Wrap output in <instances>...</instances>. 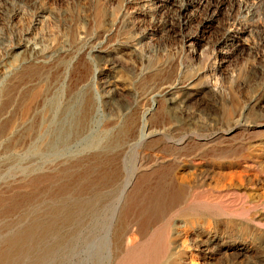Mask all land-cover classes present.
Returning <instances> with one entry per match:
<instances>
[{"label":"rangeland","instance_id":"374dc122","mask_svg":"<svg viewBox=\"0 0 264 264\" xmlns=\"http://www.w3.org/2000/svg\"><path fill=\"white\" fill-rule=\"evenodd\" d=\"M113 89L108 99L105 94ZM54 92L59 108L50 112ZM118 98L121 108L113 110L112 100ZM82 117L88 130L80 139L72 138L66 156L46 160L30 151L47 141L59 120L79 126ZM128 122L135 125L136 135L145 133V142L129 147L109 137L103 142L114 141V152L103 158L90 148L104 129ZM263 125L264 0H0V259L16 248L22 233L29 237L28 246L34 244L31 233L38 210H43L44 221L47 211L56 222L78 217L77 229L60 232L97 231L108 223L113 205V172L124 178L133 166L134 174L143 176L151 170L148 156L160 164L167 158L164 164L177 168V156L161 152L175 151V142L193 135L204 136L207 150L217 154L236 147L239 140L232 136L249 143L248 152L262 153ZM187 146L192 148L191 143ZM213 158L193 161L197 168L191 169V178L202 184L199 195L227 199L223 185H214L221 177L228 180L221 170L227 160ZM252 165L245 166L250 175L258 172ZM100 178L105 197L99 212L94 191ZM51 237L45 244H56V235Z\"/></svg>","mask_w":264,"mask_h":264},{"label":"bare ground","instance_id":"6f19581e","mask_svg":"<svg viewBox=\"0 0 264 264\" xmlns=\"http://www.w3.org/2000/svg\"><path fill=\"white\" fill-rule=\"evenodd\" d=\"M32 52H34V50H32ZM113 92H116V91L114 89L112 91H108L105 94L106 97L108 99H111ZM58 99H59L58 95L54 92V95L51 98V103L49 107L50 112H53L56 110L58 111L59 102H60ZM121 104L122 103L119 98L113 99L112 100L113 110L118 107H119L118 109H120ZM68 108H70V106ZM89 108H90V105H89ZM103 110L104 109L102 108L99 109V111L105 112ZM124 110H125V107H124ZM88 113L89 112H87L85 115H87ZM85 117L87 118V116ZM65 118H63L62 120H59L58 124L52 130H50L51 132L48 133L49 138L47 139L46 142L42 143V140H41V142L39 141L40 145H37V146L34 145L31 148V150L30 148L29 150L32 151L36 156L40 157L41 159H46V160H52L54 157L58 159L57 157L65 155L69 149L71 140L80 139L85 134V132H87L86 131L87 125H86L85 118L83 117H82L83 119L81 118V122H79V126L78 125L74 126L72 123L68 124L67 123L68 121ZM234 120L236 119L234 118ZM116 122L118 123V121ZM132 124L128 122V124H125L127 126L122 127V128H118L119 126L117 127V126L111 125L112 128L104 129V132H102L101 139L99 138L96 141H93L92 142L93 146H91L90 148L95 147L96 150L99 151L100 156L102 154V158H103V155L105 154L108 155V153H111L114 148V141H111V143L110 142L106 143L108 140L105 143L103 142L104 139H108L109 137L112 138L113 136H115L117 140H121V141L123 140L124 143L126 142L125 144L126 146H129L130 143H135L136 146H138L140 145L141 142H145L147 140V136L145 135V133L136 135L133 131V128L135 127V125L133 124L134 125L133 127ZM74 128H76L75 131H74ZM117 128L118 130H115ZM134 129H136V127ZM237 129L238 128H236V130ZM27 131L29 132V130ZM262 131L264 132V130ZM38 134L40 135V132ZM191 137L192 138L190 139L181 138L180 140L175 142L177 146V149H175V151L167 150L165 152H161L162 155L167 156V157L170 155L172 156L176 155L177 158L179 159V165L177 168H173L174 165L173 167L170 165L166 166L164 162L168 160L167 158L166 160L165 158H163L165 161H162L160 164L159 159L157 157L153 158L152 156H148L147 158H145L147 161L146 164H150L149 169L151 170L148 172H145L143 176L139 175L140 177H137L136 174H134V172L136 173L137 170L133 171L132 170L133 166L131 167L132 171L129 170L127 175H125L124 178L116 177L119 175L118 172L112 171L113 172L112 177H114L115 179V181H113L112 183L114 191L109 196V198L111 199L110 200L111 203L113 202V205H111V209L108 211V214H110L109 219L106 220V222L108 223L104 224V226L101 225L102 226V228L100 227L101 229L98 228L99 230L97 231H90V229L91 230L93 229L92 227L90 229L88 228L89 231H87V228L85 227L86 230L84 231H87V232L85 233L75 232L74 233V231L77 229V227H79V224H80V222H76L79 220L76 215L68 214L69 215V217L67 216L68 218L63 219L60 222H56V220L53 218L54 215H52L51 212L48 213L49 211H47L45 212L48 215L47 221H44L41 217L42 216L41 212L43 210L41 212L38 210V214L34 219L33 230L31 233V239L33 240L32 243L34 244L33 245L31 244L32 246L27 245L29 237L28 235H26V232L23 230L25 233H22L18 240L16 239L18 242V243L16 242L17 243L16 248H14V250L11 253L9 254L7 253L8 255L5 254L6 256L4 257L1 256L3 258L0 259V264H264V152L262 153H256L253 151L248 152L250 151L249 150L250 148L248 146L249 143L246 144L244 143L245 141H243L242 138H237V136H232L234 141H237V139L239 140L237 142L238 144L236 145V147H233L230 151L225 150L226 152H219L217 154L214 151L207 150L206 148L207 140L203 138L204 136L201 137V136L193 135ZM32 138H35V136H33ZM190 143L192 144V148L188 150L187 145H189ZM228 145H232V144H228ZM216 146L218 145H215L214 147L216 148ZM118 149L121 150V148H118ZM118 152L119 151H117V153ZM132 154H135V153L133 152ZM151 154H154V153H151ZM91 157H93V155ZM213 157L215 158L221 157L227 160L226 167H223V169L221 170L224 173L226 172L225 176L227 177L228 180L227 181L222 180V177H221L220 179H216L214 183V185L215 184L221 185V186L223 185L226 191H228V195H226L227 199H218L220 195H218L219 197L217 199H214V198L212 199V197L210 198V197H207L206 195H205L206 197L202 196L201 192H200V195H201L200 196L198 194V191L200 187L202 186V184L198 185L200 182L197 183L196 180L191 178L192 175L193 176L195 175V174H192L191 169L193 170V168L194 169L197 168L195 165H193L192 163L193 161L204 160L206 158L211 159ZM95 158L96 157H94V159ZM127 158L126 160H128ZM161 158L162 157H160V159ZM131 160H134L133 157ZM242 160L246 161L247 163L249 162L251 165L253 164L254 167L258 170V172L254 174V171H256L254 170L253 174L250 175L249 171L247 170L248 168L247 169L245 168L247 163L245 162L246 165H244L245 163L243 164ZM85 161L87 160H84V162ZM104 161L102 160L101 162H104ZM240 162L242 164H239ZM111 163H113V161ZM136 164L134 166L139 165V164L138 165ZM253 165H252V168H253ZM117 168H120V167H117ZM202 174H200L199 176H201ZM108 175H110L111 177V174H108ZM99 176H101V174ZM140 178L141 180H139ZM203 178L199 180L202 181ZM224 181L226 182L224 183ZM92 182H95V181H92ZM49 186L51 185L49 184ZM98 187H99L98 188L99 190L95 188L96 191H94V189L93 191L95 193L98 191L95 198H97L96 209H98L99 211L100 210L99 208L101 207L103 208L104 206L103 201H104L105 196L102 197V194H103L102 189H104L103 180H101L98 183ZM69 188L70 187H68V189ZM61 192H65V191H61ZM85 194L83 196H85ZM95 198H94V201H95ZM75 199L76 198H74V200ZM83 200L85 201V199ZM66 202L67 201L65 200L64 203ZM77 202L78 201H76L75 203ZM56 203L57 202H55V204ZM64 205H67V204H64ZM94 205H96V202ZM119 209L121 211H120L119 217L117 218L116 216H117ZM53 210L54 208L52 209V211ZM74 210L71 211L73 212V214H75ZM64 211L66 212V210ZM64 211H62V213ZM88 211H87V215L89 214ZM58 217H59V213H58ZM72 226H75L76 228L75 230H73V232L64 233L62 231L61 232L59 231L60 228H68V227L71 228ZM53 235H56V240H57L56 244L55 245L45 244L46 239L49 237L51 239L52 238L51 236Z\"/></svg>","mask_w":264,"mask_h":264}]
</instances>
